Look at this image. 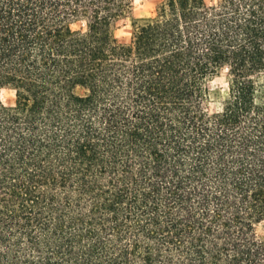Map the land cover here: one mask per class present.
<instances>
[{
	"label": "trees",
	"instance_id": "trees-1",
	"mask_svg": "<svg viewBox=\"0 0 264 264\" xmlns=\"http://www.w3.org/2000/svg\"><path fill=\"white\" fill-rule=\"evenodd\" d=\"M132 10L0 0V264H264V0Z\"/></svg>",
	"mask_w": 264,
	"mask_h": 264
},
{
	"label": "rangeland",
	"instance_id": "rangeland-1",
	"mask_svg": "<svg viewBox=\"0 0 264 264\" xmlns=\"http://www.w3.org/2000/svg\"><path fill=\"white\" fill-rule=\"evenodd\" d=\"M162 0H133L132 16L125 18L120 22L118 29L116 30V36L122 42L129 43L133 36V23L136 20L143 21L147 18L155 16L156 9ZM209 4H213L216 0H206ZM227 70H223L222 73L210 81L209 86L216 90L217 93L213 95L210 108L212 110H218L221 108V99L226 95L228 89ZM2 101L6 105H14L16 103V91L12 88H3L1 91ZM258 231L262 233L264 231V222L258 225Z\"/></svg>",
	"mask_w": 264,
	"mask_h": 264
}]
</instances>
